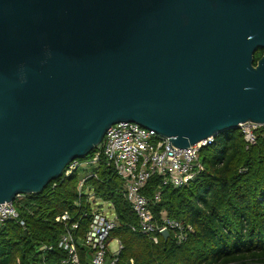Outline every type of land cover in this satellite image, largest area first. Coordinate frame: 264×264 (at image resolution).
I'll return each mask as SVG.
<instances>
[{
  "label": "water",
  "instance_id": "water-1",
  "mask_svg": "<svg viewBox=\"0 0 264 264\" xmlns=\"http://www.w3.org/2000/svg\"><path fill=\"white\" fill-rule=\"evenodd\" d=\"M259 48L264 0H0V208L119 122L179 148L264 126Z\"/></svg>",
  "mask_w": 264,
  "mask_h": 264
},
{
  "label": "trees",
  "instance_id": "trees-1",
  "mask_svg": "<svg viewBox=\"0 0 264 264\" xmlns=\"http://www.w3.org/2000/svg\"><path fill=\"white\" fill-rule=\"evenodd\" d=\"M263 52L256 51L255 63ZM255 132L256 143L249 147L242 128L216 135L200 152L204 170L182 188H164L161 200L152 205L155 217L166 213L193 226L194 233L182 244L162 236L154 243L132 229L138 218L124 198L122 180L102 157L96 176L82 190L80 169L25 197L18 207L25 225L14 220L0 227V264H31L42 256L50 262L63 259L58 244L67 228L56 217L68 212L79 223L75 233L82 240L96 205L89 199L91 190L118 217L110 237L124 246L118 264H264V126ZM95 151L80 160H89ZM161 183L160 177H152L143 194L154 196ZM43 245L52 248L40 252Z\"/></svg>",
  "mask_w": 264,
  "mask_h": 264
},
{
  "label": "built area",
  "instance_id": "built-area-1",
  "mask_svg": "<svg viewBox=\"0 0 264 264\" xmlns=\"http://www.w3.org/2000/svg\"><path fill=\"white\" fill-rule=\"evenodd\" d=\"M259 126L255 123L241 125L248 147L256 143L255 131ZM215 137H209L190 147L179 148L170 146V139L153 129L142 127L134 122H119L107 130L103 141L96 147L95 153L89 160H74L66 167L62 177L70 176L75 171L90 165L98 166L101 158L105 157L107 164L113 167L122 180L124 198L138 218V225L133 226L132 229L147 235L154 243H158L160 237H164L163 233L168 231V239L182 244L190 234L194 233L193 226L171 218L166 213H162L160 218L155 217L152 205L161 200L164 188H182L204 170L200 152L211 145ZM92 176H96L95 171L87 173L82 178L80 190ZM154 176L162 180L160 190L154 196L147 197L143 194V190ZM88 194L90 200L95 199L94 191L91 190ZM26 196L20 194L14 201L1 204L0 227L14 220L25 225L24 220L20 218L18 207ZM95 203L99 204L97 200ZM110 209H112L111 215L104 212L103 208L94 209L89 229L82 240L78 239L75 233L79 223L72 222L68 212L57 216L56 220L67 228L58 244L65 252V257L59 261L50 262L42 256L41 260L31 264H118L119 255L124 246L118 240V248L114 252L109 249L111 233L119 224L111 205ZM51 248V246L43 245L40 252L44 253ZM80 249L84 251L83 254Z\"/></svg>",
  "mask_w": 264,
  "mask_h": 264
},
{
  "label": "rangeland",
  "instance_id": "rangeland-1",
  "mask_svg": "<svg viewBox=\"0 0 264 264\" xmlns=\"http://www.w3.org/2000/svg\"><path fill=\"white\" fill-rule=\"evenodd\" d=\"M96 167H97V165H90L88 167L82 168L81 171H80L81 172V175L82 176L83 175L85 176L87 173H91V172L95 171L96 170ZM91 201L95 202L96 200L93 199ZM98 203H99L98 205L96 203H92L93 206L96 204L94 206V208H103V211L104 212H106L109 215H111L112 209H110V205H108L107 203L102 202L100 200H98ZM117 248H118V239L111 238L110 241H109V249L112 252H114Z\"/></svg>",
  "mask_w": 264,
  "mask_h": 264
}]
</instances>
